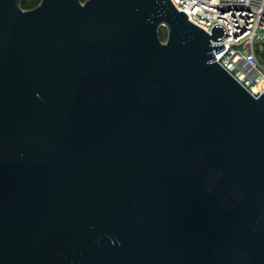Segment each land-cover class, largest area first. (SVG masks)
Returning a JSON list of instances; mask_svg holds the SVG:
<instances>
[{
  "label": "water",
  "instance_id": "1",
  "mask_svg": "<svg viewBox=\"0 0 264 264\" xmlns=\"http://www.w3.org/2000/svg\"><path fill=\"white\" fill-rule=\"evenodd\" d=\"M20 2L0 0V264H264V89L210 61L224 28L170 0Z\"/></svg>",
  "mask_w": 264,
  "mask_h": 264
},
{
  "label": "built area",
  "instance_id": "2",
  "mask_svg": "<svg viewBox=\"0 0 264 264\" xmlns=\"http://www.w3.org/2000/svg\"><path fill=\"white\" fill-rule=\"evenodd\" d=\"M81 1V0H80ZM192 24L209 33L220 24L224 34L213 59L252 96L264 89V0H170ZM261 43L254 48L253 43Z\"/></svg>",
  "mask_w": 264,
  "mask_h": 264
},
{
  "label": "trees",
  "instance_id": "3",
  "mask_svg": "<svg viewBox=\"0 0 264 264\" xmlns=\"http://www.w3.org/2000/svg\"><path fill=\"white\" fill-rule=\"evenodd\" d=\"M38 0H21L20 2V7L22 9H28V8H31L35 5V3L37 2ZM159 31H158V37H159Z\"/></svg>",
  "mask_w": 264,
  "mask_h": 264
},
{
  "label": "rangeland",
  "instance_id": "4",
  "mask_svg": "<svg viewBox=\"0 0 264 264\" xmlns=\"http://www.w3.org/2000/svg\"><path fill=\"white\" fill-rule=\"evenodd\" d=\"M159 39L161 40V41H163L164 40V37H165V31H164V29L161 27V28H159ZM261 45V43H259V42H257V41H254V43H253V46H254V48H258L259 46Z\"/></svg>",
  "mask_w": 264,
  "mask_h": 264
}]
</instances>
